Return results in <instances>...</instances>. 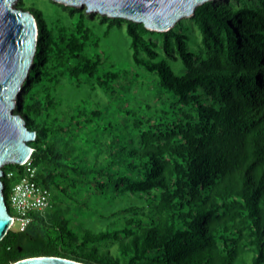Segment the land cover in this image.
Segmentation results:
<instances>
[{"label":"trees","instance_id":"1","mask_svg":"<svg viewBox=\"0 0 264 264\" xmlns=\"http://www.w3.org/2000/svg\"><path fill=\"white\" fill-rule=\"evenodd\" d=\"M43 3H14L37 39L13 113L49 203L0 264H264V0L208 1L166 32ZM123 32L125 60L106 56ZM1 168L8 206L23 166Z\"/></svg>","mask_w":264,"mask_h":264},{"label":"water","instance_id":"2","mask_svg":"<svg viewBox=\"0 0 264 264\" xmlns=\"http://www.w3.org/2000/svg\"><path fill=\"white\" fill-rule=\"evenodd\" d=\"M16 0H0V240L6 234L11 214L4 198L2 181L4 164L21 165L32 149L27 144L35 139L19 114L13 113L15 98L28 76L37 39L33 15L14 7ZM66 6L85 8L108 18H121L141 23L146 29L166 32L178 20L191 17L195 8L213 0H53ZM12 264H84L77 261L41 256Z\"/></svg>","mask_w":264,"mask_h":264},{"label":"built area","instance_id":"3","mask_svg":"<svg viewBox=\"0 0 264 264\" xmlns=\"http://www.w3.org/2000/svg\"><path fill=\"white\" fill-rule=\"evenodd\" d=\"M23 174L12 183L8 195V208L13 212L8 230L17 221L18 231H23L30 222L29 213L48 206L50 193L35 181L36 168L32 166L30 155L21 164ZM6 178L13 177V172H6Z\"/></svg>","mask_w":264,"mask_h":264},{"label":"rangeland","instance_id":"4","mask_svg":"<svg viewBox=\"0 0 264 264\" xmlns=\"http://www.w3.org/2000/svg\"><path fill=\"white\" fill-rule=\"evenodd\" d=\"M23 1H24V6L26 8L29 6L33 7V4H35V3L37 5L40 2H41V4H44L43 0H23ZM95 14H97V13H95ZM185 18H190V17H184L181 19H185ZM127 42H128V38L126 37L125 33L123 32V33H116V34L114 33L112 35V37L109 38V40H106V39L101 40L99 45H100L101 50L103 51V53H105L106 56H111L114 58H118L120 60H125V57L127 56ZM7 185H8V188H7V197H8L9 189H10V186L12 185L10 180L7 181ZM117 203H119V200L117 202V199L114 200V199L104 198L103 201L100 200L99 205H101V206H99L98 208L100 210H107L111 206L114 207L115 205H117ZM11 214H13L12 211H11ZM90 214H92V213H90ZM73 216H74L73 222L76 224H80V225H86L87 221L85 219H87L89 217L88 215H83V213H81V211H79V210H76L74 212ZM17 225H18V222L16 221L11 230L15 231L17 229Z\"/></svg>","mask_w":264,"mask_h":264}]
</instances>
